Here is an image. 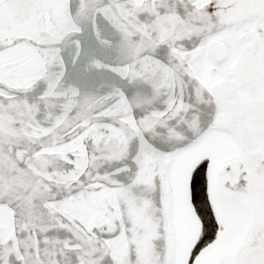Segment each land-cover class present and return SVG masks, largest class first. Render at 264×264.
I'll list each match as a JSON object with an SVG mask.
<instances>
[{
	"label": "snow or ice",
	"instance_id": "1",
	"mask_svg": "<svg viewBox=\"0 0 264 264\" xmlns=\"http://www.w3.org/2000/svg\"><path fill=\"white\" fill-rule=\"evenodd\" d=\"M0 264H264V0H0Z\"/></svg>",
	"mask_w": 264,
	"mask_h": 264
}]
</instances>
